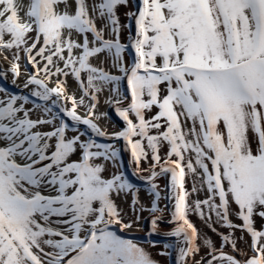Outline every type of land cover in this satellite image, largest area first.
I'll use <instances>...</instances> for the list:
<instances>
[{
  "label": "snow or ice",
  "instance_id": "obj_1",
  "mask_svg": "<svg viewBox=\"0 0 264 264\" xmlns=\"http://www.w3.org/2000/svg\"><path fill=\"white\" fill-rule=\"evenodd\" d=\"M0 60V264H264V0H0Z\"/></svg>",
  "mask_w": 264,
  "mask_h": 264
},
{
  "label": "bare ground",
  "instance_id": "obj_2",
  "mask_svg": "<svg viewBox=\"0 0 264 264\" xmlns=\"http://www.w3.org/2000/svg\"><path fill=\"white\" fill-rule=\"evenodd\" d=\"M123 12H124V9H123ZM0 66L7 67V63H6L5 61H3V60H0ZM10 80H11V76L9 75V79H8L7 82L0 80V85H3V86L9 88L10 90H12V91H14V92L19 91V89H16V88H14V87L11 85ZM18 83H19V84H22L23 81H22V80H21V81H18ZM70 84H71L73 87H75V85L72 84L71 81H70ZM102 110H104V109H102ZM109 130H112V129H109ZM125 160H127V154H125ZM137 182H138V181H137ZM159 183L161 184V186H163L164 183H165V180H164L163 178H161V179L159 180ZM186 187H190V183H189V184H186ZM141 197H142V199L145 198V193H144L143 191L141 192ZM161 203H162V205H163V201H162ZM145 215H147V213H145ZM196 217H197V215H196L195 213H192V214H190V216H189V218H190L191 221H192V219H194V218H196ZM162 227L167 228L168 226H167V225H164V226H162ZM136 234H137L138 236H143V235H144V233H142V232H141V233H136ZM237 235H238V233H237ZM154 239H163V238H162V237H154ZM155 250H156L157 252H159V251L161 250L160 246H158L157 248H155ZM159 258H160L161 262H163L164 264H169V260H168L167 257L159 256Z\"/></svg>",
  "mask_w": 264,
  "mask_h": 264
},
{
  "label": "rangeland",
  "instance_id": "obj_3",
  "mask_svg": "<svg viewBox=\"0 0 264 264\" xmlns=\"http://www.w3.org/2000/svg\"><path fill=\"white\" fill-rule=\"evenodd\" d=\"M125 11V10H124ZM123 13V9H121V19L123 20L124 17L122 15ZM115 118V117H113ZM192 222L197 226L198 229H201L205 232H207L210 236H213L214 237V234L211 232L210 229H208L204 224L203 222L199 219V217L197 216L196 218L192 219ZM215 238V237H214ZM152 253H153V256L160 261V264H164L163 262H161L159 256L157 255V251L155 249H152Z\"/></svg>",
  "mask_w": 264,
  "mask_h": 264
}]
</instances>
